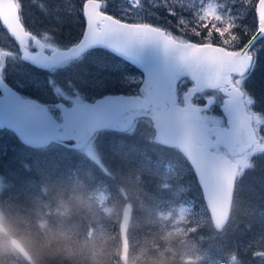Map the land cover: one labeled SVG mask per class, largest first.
Masks as SVG:
<instances>
[{
  "label": "snow or ice",
  "instance_id": "obj_1",
  "mask_svg": "<svg viewBox=\"0 0 264 264\" xmlns=\"http://www.w3.org/2000/svg\"><path fill=\"white\" fill-rule=\"evenodd\" d=\"M111 2L79 0L81 37L62 42L26 24L23 0H0V29L14 44L0 47V128L28 146L91 151L101 131L134 135L143 122L152 129L150 142L186 158L208 212L218 227L226 225L237 181L264 158V105L247 88L264 61V0H123L119 18L108 13ZM70 8L77 10L75 0ZM158 9L173 18L175 31L172 21L149 19ZM100 50L130 62L142 78L110 66ZM10 75L23 78L9 86ZM110 76L135 83L138 91L87 102L85 87ZM15 88L49 93L59 102L40 103ZM117 144L127 147L122 138L113 140ZM155 163L170 162L161 157ZM249 251L264 260V251L246 245L231 247L229 264H244L241 254Z\"/></svg>",
  "mask_w": 264,
  "mask_h": 264
},
{
  "label": "trees",
  "instance_id": "obj_2",
  "mask_svg": "<svg viewBox=\"0 0 264 264\" xmlns=\"http://www.w3.org/2000/svg\"><path fill=\"white\" fill-rule=\"evenodd\" d=\"M77 1L79 0H75ZM25 4L34 6L29 11ZM23 5L28 26L52 23L55 29L57 25H63L60 30L68 32L71 25H76L78 22L70 24L65 18L66 9L70 7L65 0H36L35 3L33 0H23ZM42 7L45 10L42 11ZM145 10L151 9L146 5ZM108 13L119 18V11L111 7ZM27 14H30L32 20H29ZM79 18L82 19L80 12L78 20ZM149 19L161 25L172 21V24L168 26L174 25L173 18L164 9H158L155 16ZM251 21L252 18L248 17V22L251 23ZM172 30L175 31L174 27ZM0 31L3 32V29ZM68 37L64 38L63 42ZM4 41L5 44L14 47L5 34ZM0 47H2L1 43ZM108 55L132 68L111 53ZM262 81H264V61L259 63L247 84L248 90L264 105ZM8 82L13 85L9 77ZM115 85L109 87L107 92H133L120 85H117L120 88ZM16 89L25 96L52 103L43 100L37 93L33 96L31 90ZM102 132L123 134L105 130L101 131V134L98 133L97 140L103 137ZM135 136H137L136 133L131 135L128 141L133 142ZM146 138L142 137L144 140L136 142L141 154L144 156L152 154L156 159L162 157L167 160H179L184 167L183 179L171 182L167 177L162 179L152 170L150 175L149 170L137 168L130 160L122 158V161L115 155L114 158L108 156V153L107 165H105V161L99 164L90 157L82 155L81 153L84 152L81 150L83 149L67 148L56 143L41 148H31L22 144L13 131L6 128L0 129V239L4 244L0 248H6V253L1 252L0 254V264H78L79 260L84 264H186L179 258L177 250L182 235L177 232L174 235L170 234L165 223L158 222L156 213L160 209L171 207L172 205H168L173 201L181 204L184 197L186 203H190L191 197L193 199L196 193L198 202L205 212H203L204 215L208 217L209 213L204 207L192 169L181 153L162 144L150 142L151 140ZM3 160L7 162L6 167ZM68 170L70 172L76 170V176L80 177L81 181L74 183V177L71 180L64 174ZM60 176H63V180L66 178L69 180H65L67 186L63 190L59 188ZM91 177H95V180ZM123 178H128V181H124ZM70 181H73L74 187H71ZM97 181L98 186H96ZM185 184L191 188L190 191L184 194L176 192L178 185ZM97 187L105 191L107 200L112 201L113 208L116 204L121 206L126 203L129 206L128 215L124 218L123 213L115 208L111 217L107 218V240L100 243L102 250L96 258L88 256L90 250L82 242H75L74 246L78 252H84V255L68 254L65 247L69 248L66 244L69 241L66 242L58 234L63 233L60 224L63 226L83 224L95 210L92 203L95 204L94 192ZM76 196L80 197L78 201ZM69 197L71 201L67 203ZM234 200L235 206L230 212V220L222 231H215L208 218L205 222L209 227L204 228V231L202 229L195 231L196 234L207 236V243L212 244L205 257L197 256V264H229L228 254L231 247L244 249L247 245L249 249H255L257 252L264 251V235H261L264 233V158L257 161L254 170H246L245 174L239 178L234 191ZM38 204L45 205L47 209L54 206L55 209L44 212L41 207L34 208ZM146 206L148 210L144 211ZM30 207H33L32 210L27 212ZM187 211L190 212L189 209ZM59 214H63L66 219ZM190 214H194L192 210ZM121 217L125 220V228L120 223ZM189 224L193 226L192 222ZM246 226L250 227L251 231L246 230ZM156 228L159 230L158 235L156 231L154 233ZM11 236L20 240L29 253L30 260H26L11 246L9 243ZM184 238L185 236L183 240ZM224 238L228 243L226 245L223 242ZM139 240L143 246H139ZM205 242L206 240L204 244ZM155 245H159L158 248ZM241 259L244 264H264V260L254 258L251 251L248 255L241 254Z\"/></svg>",
  "mask_w": 264,
  "mask_h": 264
},
{
  "label": "rangeland",
  "instance_id": "obj_3",
  "mask_svg": "<svg viewBox=\"0 0 264 264\" xmlns=\"http://www.w3.org/2000/svg\"><path fill=\"white\" fill-rule=\"evenodd\" d=\"M65 1L67 2V5L69 7L71 0H65ZM75 7L77 9L76 11H72L71 8L69 7L68 9H66V12H65L66 16L64 15L68 21L73 20L71 21V23L73 22L76 24V21H78L76 25H71V28L69 29L68 32H64L63 30H60V27H62L63 25H57L58 28L56 27L55 29V25H53L52 23H50L52 25L50 24L46 25L47 24L46 23L43 25H29V26L34 31H40V32L45 31V30L48 32L50 31L51 34L54 33L58 37V39L62 42L64 38L68 36H69L67 39L68 41L66 40L65 42H69L71 39L72 41H74L75 39H77L80 33V30L82 28L81 24L83 23L82 21L83 19L79 18L78 20L79 1L75 2ZM109 7L119 11V9L123 7V0H112ZM27 17L29 18V20H32L30 17V14H27ZM53 29H55V31ZM190 39L195 40L197 38L190 37ZM4 42H5L4 33L0 31V43L2 44V47L6 49L11 47L10 45L5 44ZM100 51L102 53L101 58L104 61H106L110 66H115L116 68L121 69L126 76H134V77L141 78V74L134 67L131 68L129 66L124 65L122 61L116 60L110 57L108 53H106L104 50H100ZM92 59L96 60L97 58L93 57ZM9 78L11 82L13 83L14 80L21 79L23 77L18 76V75H10ZM57 78L60 79L61 77L58 76ZM262 83L264 87V81H262ZM115 84L120 85V87H125V89H130L131 91H133L131 93L126 92V91H118V92L128 93V94H136L137 92L138 86L135 83H128L124 79H120L117 76H110V77H107L98 86H92V85L86 86L83 92V95L85 97H89V100H90L95 97L97 98L101 97L105 94L118 93L116 91L107 92V89ZM117 85L115 86L120 88ZM31 93L33 96H35V94L37 93V95L42 97L43 100H48L50 102H53V101L58 102L57 98H55L49 93L39 92L35 89L33 90L31 89ZM30 98H34V97L30 96ZM212 113L215 115L222 116L221 115L222 113H220V111L212 110ZM149 128L150 127L147 126L145 123L140 122L135 132L137 136H135L133 142L128 141L131 135H125V134L116 135V134H111V133L109 134L107 132L105 133L102 132L103 137H100L99 140H97V138L95 139V141L92 144L91 151L83 149L81 150V152H84V153H81V154L90 157L93 161L98 162L99 164L105 161L104 164L107 165V153H108V156L113 157V158L117 156V157H120L118 158L120 160H122V158L125 160H130L132 163H134L137 166V168L149 170L150 175L152 174V171H153L155 172V174L159 175L162 179H165L167 177V179L171 182H173L174 180L175 182H178L179 180L183 179L182 173L184 169V167H182V165L180 164L179 160L177 159L167 160L165 158L170 163L165 164L163 167H157L155 163L157 159L153 157L152 154L144 156L143 154H141V151L138 150L137 146L139 145H136V142L140 141L142 137H147L146 139L152 140L151 138L152 129L151 128L149 129ZM119 138L123 139V142L127 145L126 148H120L119 144H117L116 147L112 146L113 140L119 139ZM80 163L82 164V162ZM3 164L5 167L7 166V162L4 160H3ZM64 174L67 175V177L71 178V180H73V177H74V183H79L81 181V178L76 176L77 175L76 170H73L72 172L68 170L64 172ZM60 178H61L60 179L61 183L59 184V188L63 190L67 186V183L65 182V180L67 181L69 180L68 178L63 180V176H60ZM91 179L95 180V177H91ZM123 180L128 181V178H123ZM70 182H71V187H74L73 181H70ZM98 183L99 182L97 181L96 186H98ZM177 187L178 188L176 189V192L178 193L184 194L187 191L191 190L188 184L178 185ZM79 198L80 197L76 196L77 201L79 200ZM185 199L186 198L184 197V201L181 204H177V202L173 201L169 203L168 206H171V205L172 206L169 207L168 209H160L156 213V219L158 220V222L165 223L166 229L169 231L170 234L174 235V233L177 232L179 235H182V238L179 239L180 244L177 247V250L179 251V258L184 260L186 264H197L196 263L197 256L201 258L205 257L209 252L208 248L212 246V244L211 242L207 243V238H208L207 236L202 235L200 233L196 234L195 231L197 229H202L204 231V228H208L209 225H207L205 220L207 218L208 219L210 218L209 216L207 217L206 215H204L205 212L200 206V203L198 202L199 200L197 197V193L193 199L191 197L190 203H186ZM94 200H95V204H93L91 200L90 202L95 207V210L92 211V215H90L84 221L83 224L79 226H68V225L63 226L62 224H60L62 226L63 233H58V234L60 235L61 238L65 239L66 242L69 241V243H66L69 245V248L67 249V247H65V250L68 254H78V256L84 255V252H78L74 246L75 242H82L90 250V252L88 253V256H90V258H96L100 254V251L102 250L100 243L104 240H107V230H106L107 218L111 217L115 208H117V210H120L122 212L123 207L126 205V203L122 204L121 206L120 204H116V207L113 208V206L111 205L112 201L107 200L105 191L101 190L100 187H97L95 189ZM70 201H71V198L69 197L67 199V203H70ZM87 206L88 204L86 205V207ZM40 207L43 209L44 212H49L55 209L54 206H50L47 209L45 205H40V204L35 205L34 208L39 209ZM32 208L33 207L28 208L27 212H30ZM188 209L190 210V212L192 210L193 213L196 215L195 216L194 214L191 215L190 212L187 211ZM143 210L147 211L148 207L146 206ZM59 216L66 219L63 214H59ZM190 222L193 223V226L189 224ZM120 223L122 227L125 228V220L123 217H121ZM155 231L158 235L159 230L156 228L154 230V233ZM190 232H192V234H189ZM184 236L185 238L183 240ZM205 240L206 242L204 244ZM139 242H140L139 246H143V243L140 240ZM223 242H224V245L228 244L226 243V238H224ZM3 246L4 244L2 240L0 239V247H3ZM155 246L158 248L159 245H155ZM1 252L6 253V248L5 247L4 249L0 248V254ZM78 264H84V262L82 263L79 260Z\"/></svg>",
  "mask_w": 264,
  "mask_h": 264
},
{
  "label": "water",
  "instance_id": "obj_4",
  "mask_svg": "<svg viewBox=\"0 0 264 264\" xmlns=\"http://www.w3.org/2000/svg\"><path fill=\"white\" fill-rule=\"evenodd\" d=\"M127 62H128V61H127ZM129 63H130V62H129ZM133 66H134V65H133ZM135 67H136V66H135ZM136 69H138V68L136 67ZM138 71H140V70L138 69ZM140 72H141V71H140ZM9 86H10V85H9ZM14 90H15V89H14ZM105 95H131V94H124V93H111V94H105ZM103 96H104V95H103ZM28 98H30V97H28ZM100 98H102V96H101V97H98V98H96V99H100ZM30 99H34V98H30ZM34 100H36V99H34ZM37 102H40V101L37 100ZM87 102H94V101H87ZM40 103H42V102H40ZM221 111H222V109H221ZM3 128H4V127H3ZM15 134H16V133H15ZM16 135H17L18 139L20 140V142H21L22 144H24V143L21 141V139L19 138L18 134H16ZM67 143L71 144V143H73V142L69 141V142H67ZM160 144H162V143H160ZM24 145H26V144H24ZM26 146H28V145H26ZM29 147H32V148H38V147H33V146H29ZM73 148H74V147H73ZM201 193H202V190H201ZM202 198H203V200H204L203 194H202ZM204 202H205V200H204ZM205 205H206V202H205ZM206 208H207V206H206ZM127 211H128V206H126V207L124 208V215L127 214ZM209 216H210L211 224H212L214 230H216V231H220L221 229H223L224 225L218 227L217 220H216V217H215L214 215H212V214L209 213ZM9 241H10L11 245H12V246H13V247H14L19 253H21L26 259H28V260L30 259V256H29L28 252L26 251V249L24 248V246L22 245V243H21L16 237H11V238L9 239Z\"/></svg>",
  "mask_w": 264,
  "mask_h": 264
},
{
  "label": "bare ground",
  "instance_id": "obj_5",
  "mask_svg": "<svg viewBox=\"0 0 264 264\" xmlns=\"http://www.w3.org/2000/svg\"><path fill=\"white\" fill-rule=\"evenodd\" d=\"M32 6H34V5H33V4H25V7H26V9H27V10H29V11H31V9H32ZM71 21H73V20H71ZM71 21H69V22H70V24H72V23H73V22L71 23ZM28 254H29V253H28Z\"/></svg>",
  "mask_w": 264,
  "mask_h": 264
},
{
  "label": "flooded vegetation",
  "instance_id": "obj_6",
  "mask_svg": "<svg viewBox=\"0 0 264 264\" xmlns=\"http://www.w3.org/2000/svg\"><path fill=\"white\" fill-rule=\"evenodd\" d=\"M82 30H83V25H82V28H81ZM82 32V31H81ZM81 32L79 33V36H81ZM49 33L51 34V32L49 31ZM79 38V37H78Z\"/></svg>",
  "mask_w": 264,
  "mask_h": 264
}]
</instances>
